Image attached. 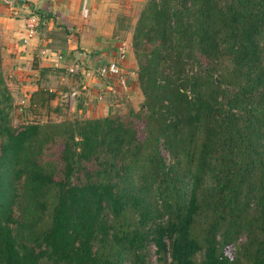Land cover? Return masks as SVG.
<instances>
[{
    "label": "trees",
    "instance_id": "1",
    "mask_svg": "<svg viewBox=\"0 0 264 264\" xmlns=\"http://www.w3.org/2000/svg\"><path fill=\"white\" fill-rule=\"evenodd\" d=\"M130 47L132 120L14 127L0 58V264H264V0H147Z\"/></svg>",
    "mask_w": 264,
    "mask_h": 264
},
{
    "label": "crops",
    "instance_id": "2",
    "mask_svg": "<svg viewBox=\"0 0 264 264\" xmlns=\"http://www.w3.org/2000/svg\"><path fill=\"white\" fill-rule=\"evenodd\" d=\"M146 1L10 0L11 5H6L0 0L1 61L5 79L10 81L6 87L11 98L26 93L31 107L42 105L55 112L61 98L68 94L74 95L71 103L78 117L94 119L111 114L113 93L120 89L113 81L96 78V63L99 59L112 60L120 42L128 44L121 70L129 79L130 95L139 93L131 67L130 39ZM30 15L39 22L34 35L23 45L27 36L24 23ZM74 66L79 68L68 73ZM130 95L126 97L130 99Z\"/></svg>",
    "mask_w": 264,
    "mask_h": 264
},
{
    "label": "rangeland",
    "instance_id": "3",
    "mask_svg": "<svg viewBox=\"0 0 264 264\" xmlns=\"http://www.w3.org/2000/svg\"><path fill=\"white\" fill-rule=\"evenodd\" d=\"M1 54H2V51L0 48V58L2 60ZM132 55H133V53H132ZM2 64L3 63L1 61V72H2L3 79H4V83H5V85H7V84L9 85L10 81L5 79L6 78V72H5V68L2 67ZM131 67L134 69L133 74L135 76H133V78L136 79L137 64H136V61L134 59V56H133ZM216 75L217 74L213 75L215 77V79H217ZM124 76L126 78V75H124ZM126 80H129V79L126 78ZM131 81H129V82H131ZM135 86L138 88V84H136ZM130 91H131L130 84H128L126 86V89L124 91L121 89L118 92L114 91V93H113L114 99L113 100H115V102H114V104H112L113 105L112 113L108 114V115L113 114V115H117L123 119H127V118L129 119V117L132 114L139 113V109H140L141 103L143 101V97L139 91V88H138L139 93L136 96H134L132 94L130 95ZM69 93H71V92L69 91ZM24 94L21 96L15 95L14 98H12V111H11V120L12 121H11V123L14 127L25 124V123L44 124V123H49V122L50 123L68 122V121H71L73 119L83 120L82 117L77 116V111L75 109L74 102L71 103L72 100L74 101V99H73L74 95L69 96L67 94L66 96L62 97L61 102H60L61 105L59 106V111H55V112L53 111L52 112L50 110L44 109L42 107V105L40 107H34V108L31 107V105L26 101L27 100L26 99V93H24ZM128 95H130L129 96L130 99H128V97H126ZM20 101H23L24 103L18 104ZM75 103H76V101H75ZM49 107L50 108L53 107V104L52 105L49 104ZM141 107H143V106H141ZM49 112H51V113H49ZM129 120H132V119L130 118ZM143 126H144L143 121L142 122H135V128L138 131V137H140V138L142 137L141 131L143 130ZM161 156L165 160V163L170 162V159H169L167 153L162 149H161ZM240 242H243V239H240ZM153 251H154L153 247L149 246L147 259L150 262V264H155V256H154ZM229 252H230V250H229Z\"/></svg>",
    "mask_w": 264,
    "mask_h": 264
},
{
    "label": "built area",
    "instance_id": "4",
    "mask_svg": "<svg viewBox=\"0 0 264 264\" xmlns=\"http://www.w3.org/2000/svg\"><path fill=\"white\" fill-rule=\"evenodd\" d=\"M3 3L6 5H11L10 0H3ZM38 22V18L34 15H30L28 18H26L24 23V31L27 33V36L22 40L23 45H25L28 42V39L34 35ZM128 49V44L122 41L116 47V51L112 60H97L98 63H96L94 72L96 78L100 81H113L116 87L124 91L128 85V82L121 69L123 67V63L126 60ZM78 68V66L71 67L68 69V73L73 74ZM85 75L87 74L85 73ZM112 92L113 91L111 90V93ZM23 103V101H20L18 104Z\"/></svg>",
    "mask_w": 264,
    "mask_h": 264
}]
</instances>
